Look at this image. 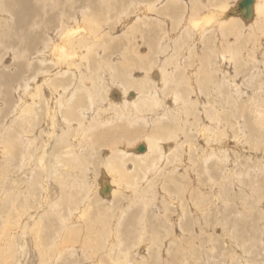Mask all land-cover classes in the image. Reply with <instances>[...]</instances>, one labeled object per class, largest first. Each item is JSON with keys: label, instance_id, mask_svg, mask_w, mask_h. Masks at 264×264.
Returning a JSON list of instances; mask_svg holds the SVG:
<instances>
[{"label": "bare ground", "instance_id": "bare-ground-1", "mask_svg": "<svg viewBox=\"0 0 264 264\" xmlns=\"http://www.w3.org/2000/svg\"><path fill=\"white\" fill-rule=\"evenodd\" d=\"M83 1L86 2L80 3L81 11L79 14H75L74 12L70 13L68 10H66L65 2L63 0H51L50 4L44 3L43 5L45 6H41V10L43 12L34 14L33 16L36 17V20H32L33 23L30 25L29 30H24L25 27L22 28V26L28 23L27 20L23 22L26 13V10L23 9L24 7L22 8V10L19 7L18 10L14 11V6L16 3L15 0H7L6 2L0 0V16L4 17V20L6 21L9 16L14 15L16 19L18 18L19 21L18 31L20 32L21 29H23V31L20 32L21 37L19 35L20 33H16L17 37H19V41L23 42L24 40V46H22V48H20V50L17 51L18 53L16 54L20 59H24L25 56H28L27 62L24 61L26 63L22 62V64H20L22 65L21 68L25 73L24 76L22 75V81H19L18 85H16L15 88L14 85L12 86L13 88H10L12 90V93L16 91L17 98H12V110H10L11 108L9 109V111L12 113V116L9 118V123L5 124L4 127H0V155L2 159L5 158V162L3 161L4 164H6L5 166L10 165V167L12 166L14 168L13 164L15 163L16 165L18 163V165H20L19 168L21 172L23 174H26L27 181L36 180L37 183H40L41 188L39 209L29 212L31 208L30 205H28V200L32 197L26 195H32V193L34 192L32 183H25V185L27 186H13L15 183L14 182L12 186H10V191L12 193L13 191L15 193L17 192L18 195H16L15 197L17 198V201L15 200L16 204L14 205L11 203L12 208L10 209L11 214L9 217L12 216V218L6 217L5 219H2V229L5 230L6 227H10L9 234L6 238H3L0 235V251L2 255L5 252L8 253L2 264H25V255L27 254L28 248L27 235L30 232V236L32 235L31 237L33 243H35L37 249H40L39 254L43 257L47 256L46 252L48 251H46V246L44 248L45 244H42L44 239L39 235V231L41 229L39 227V221L41 216L43 214L47 215L49 211L53 216H55V220H58L57 222L60 221L58 230H56L58 234L55 232V234L57 235H59L61 231H69L70 229L68 228L74 227L76 222L83 226H87L91 223L88 222L87 224L86 218L87 214L89 213V207H92V203H86L91 199L92 194H89V196H87L86 202L84 200L82 205L79 204V201H77L76 199V194L78 192L75 193L73 189V191L71 190V188L76 185L75 182H78V184H80V188H82L83 190H86V188L88 187V182H90V184L92 183V185L96 186L95 189L92 190V192L96 193L98 190L103 195L102 200L104 201V203L102 204V207L105 208V211H114L115 208L113 209L110 205H108V203L111 202V197L117 194V186H120V188L123 190L126 187L130 188L133 184L138 185L142 182L139 181L140 179H134V175H130V172L126 174L120 170L123 169L122 163L125 164L127 157L130 159H138L144 165H146L147 163L144 168L145 174L152 175L157 172V169L161 168L160 166L154 167V165L158 161L156 160V157L161 160L159 156H162L161 162L165 161V165H167L165 167L166 170H168L169 168L167 172L177 173L180 175V177L185 176L187 178L188 176H190V181L193 182L191 185L197 190V194H200H194L197 198V201H195V207L197 208V210L194 212L198 214L196 217L198 220H196V227L194 229L196 231L199 229L201 230L204 227V225L200 223V219L202 218V216L200 215H202L206 210L209 209V206L206 203L207 201H205L206 199L204 200L202 197H200L202 195L200 184L205 185L206 181L207 183H209L212 190H216V194H218V192L220 193L223 187L227 192L231 190L225 187L227 183L223 184L222 179L225 178L226 182H231L230 184H228L229 186H232L233 184L234 189V184H237L241 191H248V193H251L255 201H257L261 197H263L264 199V159L259 160L250 156L245 157L243 154H238L239 151L237 150H239V148L235 145L230 150L228 147L229 153L225 149V152L220 154L216 152V149L210 150L209 147H206L207 144H204V142H210V139H213L214 136L224 138L225 134L229 131V127L231 128V125L233 124L232 122L235 121V128L234 126H232V129L234 133L233 136L238 140L237 143L242 142V145H244L246 143L242 140L250 139V148L257 149L258 142L262 140H260V137H262V134L264 133V69L252 70V72L250 70H243L244 77L246 78L253 79L255 75L254 72H256L257 75H261V73L263 74V99L258 96L260 95V93H258L259 90H256L255 94L253 93V96H246L247 93L245 92L244 94L242 90L240 91L241 88L239 86L229 83L230 80H221V77L223 78L224 74H227L228 71L214 70L215 68L217 69V67L215 66L213 70H209V68L207 71H204L205 69L192 70L193 68L191 70H186L187 66L193 65L192 63H189V61L187 63L186 58L191 57V53H194L195 55V52H197L196 56H199L198 51L203 43L206 44L207 47L210 44L216 47L214 48L216 50V55H218V58L222 63L223 60H231L233 57L231 54H228L230 52L227 53V51H230L229 43H227L229 42V40L228 38H226L229 34H234L233 36L236 37V40H240V38L243 39V37L240 36H256L257 41L258 39L260 41H263L264 0H253L250 5V14L245 21H243L244 18L242 17V14L240 12H233V10L237 8L238 2L240 0H237L236 2L234 1L232 4H228L227 0H125L126 3L121 4L122 7H119L120 11H127L130 7H133V12L131 14L136 11V13H134V21L130 25H126L127 28L124 31V35H130V37L134 41L131 46H128L129 48H133L131 50L136 49L133 51L136 55V58L135 60H133L134 58L130 60L125 54L127 53L126 50L122 51L120 55H122V58H124V63H121L118 66L111 63L113 61H111V58L109 59V56L106 57L102 54L103 59L99 57L101 50H98L97 48H102V50L106 49L108 46V44L106 43L109 39H105V43L98 41L99 37L102 36L104 32V28L102 29V24L101 22H99L102 20V16L98 19H95V16L92 17L90 14H85L84 11L89 8V4L87 0ZM73 2H75V0ZM83 3H85V5ZM105 3L104 5H106ZM52 5L55 6V16L54 14L52 16L55 19L51 18V16H47V11L44 8L46 6ZM70 5L72 6L73 3L71 4L70 2ZM101 5L103 4L101 3ZM206 7L208 8V10L205 11ZM202 9L204 11L203 13H201ZM49 11L50 13H53L52 10ZM3 12H6L7 14ZM43 15H46V20L43 22V25H39L40 23L38 19H40L39 17H43ZM97 17L98 16H96V18ZM41 20L40 22H42ZM52 24L54 25V27L51 29ZM148 25H150L153 29H146V31L145 27H147ZM156 25L158 27H156ZM157 28H160V33L157 32ZM175 30H177V33L173 34L172 31ZM5 32L6 31L2 32V36H4ZM108 36L109 34L107 35V37ZM5 37H7L6 34ZM139 38L140 41L143 40L144 43L147 44V50H149V53H147V50L144 52L142 51L144 47H141V49L136 46V43H139ZM188 38L190 41L188 40ZM129 40L130 39H128V42H130ZM36 43L39 44L37 45ZM260 44V42H255L251 46V48L255 50L256 48H258V46H260ZM6 46L9 47L10 45L8 44ZM262 46L264 54V44ZM114 47H116V45ZM128 51H130V49ZM145 52L147 53V55L145 54ZM159 52L164 54V58H161L162 56H157ZM209 52L211 53V51ZM247 52L246 54H248V56H250L252 53V51L251 53ZM16 54L14 51L13 56L17 57ZM187 54H189L190 56H188ZM198 59L200 60V58ZM211 59H204V62L202 60L200 61H202V65L205 66L206 63L208 65L211 64ZM130 66H133V68L136 67L138 71L142 69L140 71L141 73L143 72L141 75L142 78L139 79L137 77H134V74L132 75V73L135 70H128ZM133 68L130 67V69ZM136 75H138V72ZM151 76L154 80L151 79ZM2 77L5 81V84H9V80H11L14 84V82H16V79H18L16 74L14 76L7 74ZM155 80L157 81L155 82ZM224 82L229 84L227 85L229 90L225 93L226 95L224 93L220 95V92L222 91L221 86ZM261 84L262 81L259 83V85ZM116 86L119 89L116 88ZM115 89L120 90L121 93L114 92L116 98H111L109 95L110 91H114ZM131 89L136 91V94L128 97V93ZM232 90H234V92H232ZM13 95L12 97H14ZM220 97L223 98L222 103H220ZM227 105H230L229 108H234L235 106L237 107V105H239L240 107H238L240 108V111H242L241 108H244L245 105V107L247 108L246 110L251 111V117L258 121V126L254 128V126L246 121L241 124L240 120H238V116L236 117V120L230 118L231 120H228L227 123L222 122V124L220 125V123H218L219 120L221 122V118L227 117L229 115V109H227ZM9 107L10 106H8V108ZM261 107H263V110ZM208 110L210 111V113L208 112ZM240 111L237 110L236 112ZM199 114L202 115V118H204L205 116L208 118H213L216 124H212L210 126H201V123H199L197 124V127L193 128V126L190 124V121H192L191 118H195L196 121H198ZM244 114L245 113L242 112L241 117H244ZM124 122L125 125H129L132 127L133 125L135 126L139 124V126H150L152 129H155L157 125L159 126L160 130L156 132V136H150L148 133L144 132L146 143L142 144L144 145L145 149L141 151V153L134 152L132 151V149L127 148L111 149L115 148L117 146V143L107 144L110 145L111 148L110 152L103 157V162H101L102 168L100 169V172L96 175L91 174V176L87 180L86 174L91 170V168L89 164H85L82 162L80 164H85V168H87L88 170L86 169L87 171H85V168H83V178H78V175H76L78 169L76 170L74 168H71L70 166L71 163H73V165H76V161L81 157L79 154L83 150L90 151L95 149L91 147L92 144L88 139L90 130L98 132L101 135L99 139L107 143L108 140L104 135H107L109 131L101 129L107 126H111L112 124L117 125L121 128ZM169 126L174 129L175 132L172 131L173 134H170L169 130L165 132L167 129H170ZM166 127L167 129L165 130ZM192 130L196 131V138L194 139H192L191 137ZM179 134L181 136L184 135L183 140L180 139V146H176L174 148L173 146H166L165 144H163V141H167L168 138H180ZM16 144L19 146H17ZM38 145H40L41 148H39V153L37 155L33 151L37 150ZM98 146L99 150L102 151V146H104V144L102 143V145L100 144ZM34 147L36 149H34ZM200 147H202V149H200ZM171 149L172 151H170ZM89 151H86V153ZM230 156H233V158ZM182 157H184L185 165L190 162L189 169L186 168L184 169V171L181 169L183 165L179 162L180 158ZM219 161H221L222 163L220 164ZM235 162L236 165L238 163L240 164V170L238 171L233 169V167L235 166ZM148 163L150 164L148 165ZM197 163L199 164L197 165ZM35 165H37L39 168V175H36V177L33 175L32 178L33 167ZM243 165L247 166L245 170L241 169ZM193 166L194 169H192ZM10 167L8 168L10 169ZM125 168L126 167L124 166V170ZM214 169L216 172H218L216 173V175H214L213 173ZM179 170H182L183 173H179ZM8 171L10 170H7V172ZM13 171L15 172V170ZM203 174L204 177H202ZM259 175H261L260 178H258ZM240 176L247 178L242 179ZM142 177L145 178V176ZM169 177L171 178L168 179L169 181H171L172 179L174 181L177 180L176 175L170 174ZM51 179L58 185V188H60L61 197L65 196L66 205H64V208L66 209L65 211L68 212L67 218L63 217L61 211H59L62 210V207L60 208V198L57 199L56 196L52 197V190L49 189V181ZM131 179H133L132 182ZM220 181H222L221 186H217L218 188H216L214 186L215 183L219 185ZM105 187H107L108 189L106 194L103 193ZM219 188L221 189L219 190ZM4 190L6 191L7 189L4 188ZM180 190L183 191L184 188H181ZM234 191L235 190H233V192ZM181 192L179 191L176 193L178 197L180 195L179 193ZM243 192H241L242 195ZM182 193V196L186 194L185 192ZM19 194H25V197L28 198V200L23 197L24 199H21L22 201L20 203L19 200L21 195ZM5 196L7 195L5 194ZM177 196L175 198L178 199ZM243 196L239 195L238 198L243 199ZM234 198L236 197L234 196ZM234 198L231 199L230 195H228L227 198H221L218 195L214 198V200L212 198V201L214 203H217L218 201H220V203H224V201H226V206L228 208L230 200H232L233 202L235 200ZM5 199H7V197H5ZM168 201L170 202V200ZM214 203L213 205H215ZM248 203L249 207L253 206L252 200H250ZM6 204L7 202L5 201V205ZM172 204H174V202H172ZM223 205L224 204H220L218 206L220 208H214L213 212L217 213L222 211V209H224ZM40 210H43V214L39 213ZM256 210H258V208ZM209 211L211 210L209 209ZM100 215L102 216V213ZM100 215H97L98 218L101 217ZM105 215L106 214H104L101 220H96V224L103 223L101 224L102 228H100V230L104 229V223L107 227H109L108 220L110 222L111 217L107 219L106 217L108 215L106 217ZM199 216L201 217L200 219ZM121 218L122 212L119 213L118 211H114L113 222L116 223L113 224L118 227L119 223H121ZM89 219L90 218H88V220ZM227 223L228 222L225 218L224 221L220 222L222 227L225 225L227 226ZM214 224H216V222L213 221L212 225ZM93 226L96 225L93 224ZM38 227L40 229H38ZM187 227H189V229L193 231L191 221L185 223L184 228ZM93 228L95 230V227ZM51 229L52 228L50 227L48 230ZM60 235L58 237H60ZM64 235L65 234H63V236ZM14 236L16 240H14ZM67 236H69V234ZM60 238L62 239V237ZM113 238L114 237L112 236L111 241H114ZM55 239L56 238H54L52 242L55 243L60 240L59 238H57L59 239L57 241ZM78 239L77 241H79ZM83 239L84 240L81 239L82 242H80L79 245L75 240V244H77V246L70 245V242L68 243L69 240L62 243L60 240V242H58L59 245L57 243L54 244L58 245V247L54 249L55 254L53 253V259L51 260V262L48 263L47 260L43 261L45 262V264H53L52 261L55 259H59V257L61 258L63 253L66 254L71 250H75L76 252L78 250L80 252L86 251L87 249H89V238L88 243L87 239ZM13 243L15 244V251L12 247ZM71 243L73 242L71 241ZM239 246L241 247L240 249L242 251L240 255L242 257L241 261H237L239 259L237 257L239 256L238 254L240 250L237 254L235 248H232L233 250H235V252L233 251L234 253L232 252V254H229L227 256L228 263L235 261L238 264H264L263 256L260 260L254 259L256 255L262 254L260 252H258L255 256L249 257L248 255L247 259H243L246 258L245 255L247 252L249 253V251L242 247L244 245ZM222 250L223 248L221 249V251ZM105 252L109 254V249L108 251H103V253ZM198 252L200 254V251ZM111 254H109L111 256L108 257V259L112 258L113 253ZM94 255L95 254L91 253L89 257L92 256L91 258H93ZM14 256H16V258H14ZM129 256L130 252L128 250L122 251V253H120L119 251L118 254L114 257V262L112 264H128ZM200 257L202 256L200 255ZM47 258H51V254L50 256L48 255ZM190 258L191 257L185 256L183 262H185V264H189ZM195 259L197 260V258ZM203 260L201 259V261ZM218 261L219 259L217 260V262ZM87 262L88 264H105L100 260H96L95 258L92 261L93 263L89 261V259ZM67 264L70 263L68 262Z\"/></svg>", "mask_w": 264, "mask_h": 264}, {"label": "rangeland", "instance_id": "rangeland-1", "mask_svg": "<svg viewBox=\"0 0 264 264\" xmlns=\"http://www.w3.org/2000/svg\"><path fill=\"white\" fill-rule=\"evenodd\" d=\"M3 1L6 2L7 0H3ZM50 1L51 0H42V1H40V0H29V1L28 0H21V1L15 0V2H16L15 6L13 5L14 11L18 10L19 7L21 8V10L23 7H24L23 9L26 10L25 19L23 20V22H25L27 20L28 23L24 24L22 26V28L25 27L24 30L30 29V25L33 23L32 20L33 19L36 20V17L33 15L36 13H39V12H43L41 10L42 9L41 6H45V5H43L44 3L50 4ZM63 1L65 2V9L68 10L70 13L74 12L75 14H79L81 11L80 10V3L86 2L83 0H75V2H73L74 0H63ZM69 1L71 2V4L73 3L72 6L70 5ZM113 1H115V2H113ZM123 1L122 0H103V1L102 0H87V2L89 4V8L84 11V13L87 15L90 14L92 17L95 16V19H98L102 16L101 17L102 20L99 22H101L102 29L104 28V30H103L104 32H103V35L99 37L98 41L105 43L107 39H109V40H107L106 44H108V46L106 49L102 50V48H97L98 50H101L99 57L103 59V56H106V57L109 56V59L111 58L112 59L111 61H113V62H111V61L110 62L116 66H118L121 63H124V58H122V55H120L122 53V51L126 50L127 53H125V54L127 55V57L130 60L133 58H134L133 60H135V58H136V55L133 52L136 49L131 50L133 48H129V46H131L134 42L133 39L130 37V35H124V31L126 30L127 26L130 25L134 21V19H135L134 13H136V11L133 14H131L133 12V7H130L127 11H124V12L120 11L119 7H122L121 4L126 3L125 0H123ZM227 1H228V4H230V3L232 4L234 1L236 2L237 0H227ZM13 2H11V3H13ZM103 2L104 3L106 2L105 3L106 5H104ZM101 3L103 5H101ZM25 4H26V6H25ZM83 4L85 5V3H83ZM19 5H21V6H19ZM68 6H70V7H68ZM103 7H104V9H103ZM232 7H233V5H232ZM44 8L47 11V16H51V18L55 19L54 17H52L54 14L55 6H53V5L52 6H46ZM28 9H29V11H28ZM31 9H32V11H31ZM49 10H52L53 13L52 12L50 13ZM206 10H208L207 7L205 8V11ZM97 11H98V13H97ZM203 12L204 11L202 9L201 13H203ZM3 13L7 14L6 12H3ZM45 16L46 15H43V17H39L40 18V19H38L39 23H40L39 25L44 24L43 22L46 20ZM54 16H55V14H54ZM96 16H98V17L96 18ZM40 20L42 22H40ZM127 20H128V22H127ZM243 21H245V20H243ZM246 24H249V23H246ZM148 26L145 27V30L152 28L150 25H148ZM18 27H19V21H18V18L16 19V17L14 15L9 16V18L6 21L4 20V17L0 16V90H2V91H0V127H4V125L9 123V121H10L9 118L12 116V113L9 111V109L12 107V100L15 99V97L17 96L16 91L12 93V90L10 88H13L12 87L13 85L15 88V86L18 85L19 81L20 82L22 81V75L24 76L25 73L23 72V70L21 68L22 65H20V64H22V62H24V61L27 62V59H28V56H25L24 59L23 58L20 59L19 56L16 54V53H18L17 51H19L20 48H22V46H24L23 45L24 40H23V42L19 41V37H17V35H16V33H20L21 31H23V29H21V31L19 32ZM53 27H54V25L52 24L51 29ZM156 27H158V26L156 25ZM3 31H6L4 33V36H2ZM157 32L160 33V28H157ZM172 32H173V34H176L177 30L172 31ZM5 34L7 35V37H5ZM106 34L107 35L109 34V36L111 38L109 36L107 37ZM19 35L21 37V33ZM113 35H114V37H113ZM233 35L234 34H229L226 37L229 40V42H227V43H229V46H230V48H229L230 51H227V53L230 52L228 54H231L233 56L231 60L230 59L223 60V62L221 63L220 59L218 58V55H216V50L214 49L216 47L212 46V44L208 45V47H207L206 44L203 43V45L201 46V48H199V51H198L199 56H196L197 52H195L196 53L195 55H194V53H191L192 54L191 57H188L190 55L187 54L188 55L187 56L188 58H186L187 63L189 61V63H192L193 65L187 66L186 70H191L193 68L192 70H195V69L196 70H203V69H205L204 71H207L209 68H210L209 70H213V68L215 66V67H217V69L215 68L214 70L228 71L227 74H224L223 78L221 77V80H230L229 83H231L232 85L239 86L241 88L240 91L242 90L244 92V94H245V92L247 93L246 96H248V95L253 96L255 94L256 90H259L258 93H260V95H258V96L263 99V74L261 73V75H257V73L254 72L255 73L254 78L251 79V78L244 77L243 70H245V71L250 70L252 72V70H263L264 69V67H263L264 54H263V46H262L264 44V42H263L264 40L260 41L258 39V41H257L256 36H250V37L249 36H247V37L240 36V37H243V39L240 38V40L239 39L236 40V37ZM244 35H246V34H244ZM103 37H105V38H103ZM124 38L126 41L124 40ZM255 38H256V40H255ZM128 39H130L129 40L130 42H128ZM138 40H139V43H136V46H138L139 48L144 47L143 49L142 48L141 49L143 52L146 51L147 47H148L147 44H145L143 40L140 41V38ZM188 40H189V38H188ZM255 42H260L261 44H260V46H258V48H256L254 50L251 48V46ZM39 43H36V44L38 45ZM230 43H232V44H230ZM8 44L10 45L9 47L6 46ZM16 44L18 47L16 46ZM115 45H116V47H114ZM215 46H217V45H215ZM211 47H212V50H211ZM112 49H113V51H112ZM129 49H130V51H128ZM207 49L209 51H211V53ZM203 50H204V52H203ZM14 51H15V54L17 57L13 56ZM247 51L250 53L252 51L250 56H248V54H246ZM241 52H242V54H241ZM147 53H149V50H147ZM147 53L145 52L146 55H147ZM102 54H103V56H102ZM205 55L208 57H206ZM157 56L158 57L162 56L161 58H164V54L160 53V52L158 53ZM196 58L197 59L200 58V60H202L203 62H204V59L206 60L208 58H210V59L212 58L210 60L211 64L208 65L206 63L205 66H203L202 61H200L199 59H198L199 60L198 61ZM242 59H244V60H242ZM90 60H91V58H90ZM26 62H24V63H26ZM200 64H201V66H200ZM239 64H240V66H239ZM6 66H8V67H6ZM125 67H126V62H125ZM130 67L133 68V66H130ZM130 67L128 70H135L132 73V75L134 74V77H137L139 79L142 78L141 75L143 72L142 73L140 72L142 69L138 71V69L136 67H134L133 69H130ZM198 67H200V68H198ZM137 72H138V75H136ZM7 74L11 75V76H14L15 74L17 75L18 79H16V82H14V84L11 80H9L10 81L9 84H5V81H4L2 76H5ZM151 79L154 80L152 78V76H151ZM156 81L157 80H155V82ZM261 81H262V84L259 85V83ZM227 85H229V84L226 82H224L222 84V86H221L222 91L220 92V95L228 92L229 88ZM116 88H118V87L116 86ZM133 91H134L133 89L130 90V92L128 93V97H131V96H133V94H136V91H134V92ZM114 92L121 93V91L117 90V89H115L114 91L111 90L110 94H109L111 98H116ZM232 92H234V90H232ZM8 93H10V94H8ZM12 95L14 97H12ZM244 97H245V95H244ZM161 98H163V97H161ZM220 100H221L220 103H222L223 98L220 97ZM230 103H232V102H230ZM8 106H10V107L8 108ZM227 106H228L227 109H229L228 114L230 116L228 115L227 117L221 118V122H220V120L218 122V123H220V125L222 124V122L227 123L228 120H231L230 118L236 120V117L238 116V120H240L241 124L244 121H246L249 124H251L252 126H254V128H256V126H258L257 125L258 121L255 120L253 117H251V111L246 110L247 108L245 107V105H244V108H241L242 111H240L239 105H237V107L235 106L234 108H229L230 105H227ZM221 107H222V105H221ZM200 108H201V106H200ZM261 108L263 110V107H261ZM10 110H12V108ZM237 110H239L240 112H236ZM208 112L210 113L209 110H208ZM242 112L245 113L244 117H241ZM203 116H204V113H203ZM191 119H192V121H190L191 122L190 124L193 126V128L197 127V124H199V123H201V126H204V125L210 126L212 124H216V122H215V120H213V118H208L206 116L204 118H202V115H200V114L198 116V121H196L195 118H191ZM232 123L234 125L232 124L231 128L229 127V131L225 134L224 138H219L217 136H214L213 139H210L211 140L210 142H208V143L204 142V144H207V146L206 145L205 146L209 147L210 150L216 149V152L222 154L223 152H225V149L229 153V150L231 148H233V146L235 145L239 148V150H237V151H239L238 154H243L245 157L250 156V157H253V158L259 159V160L264 159V152H263L264 151V149H263L264 133L262 134V137H260V140L261 139L262 140L258 142L257 149H251L250 144H249L250 139L249 140L248 139L242 140L243 142L246 143L244 145H242V142L237 143L238 140H237V138H235L233 136L234 133H233V129H232L233 128L232 126H234V128H235V121H233ZM248 123H246V124H248ZM116 126L117 125L112 124L111 126H107L103 129H101V130L109 131L107 135H104L105 138L108 140L107 143L104 142L103 140L99 139L101 135L98 132H96L94 130H90L88 139H89L90 143L92 144L91 147L95 148V149L90 150V151L89 150H83L79 154L82 157V159L80 157L79 160L76 161V163H75L76 165H73V163H71V166H70L71 168H74L76 170L78 169V171L76 172V175H78L77 176L78 178H83L84 171L82 169L85 168V164H89L90 168H91V170L88 171V173L86 174L87 180L89 179L91 174L96 175L97 173L100 172V169L102 168L101 162H103L102 161L103 157L110 152L111 147H110V145H107V144H111V143L116 144L117 143V146L115 148H111V149H118V148L119 149H125V148H127V149H132V151H134V152H137V151H135L136 146H138L139 144H145L146 143L145 133H148L150 136H156V134H157L156 132H158L160 130L159 126H157V125H156L155 129H152L150 126H143V125L139 126V124L135 125V126L133 125V127H132L129 125H125V122L123 123L121 128L119 126H117V127ZM169 128L171 130L167 129V127H166L165 130L166 129L167 130L165 132H167L169 130L170 131L169 133L173 134V132H175L174 129L171 126H169ZM146 129H148V130H146ZM132 131H134L135 133ZM102 132H104V131H102ZM130 133H132V134H130ZM245 134H247V133H245ZM238 135H239V132H238ZM179 137L180 138L177 137L174 139L168 138L167 141H163V144H165L166 146H173L174 148L176 146H180L179 145L180 141L183 140L184 135L181 136L179 134ZM191 137H192V139L196 138V131L195 130L191 131ZM155 139H156V137H155ZM102 143L104 144V146H102L103 150L100 151L98 145H100V144L102 145ZM17 144H18V142H17ZM17 146H19V145H17ZM243 146H245V147H243ZM221 147H223V148H221ZM228 147H229V150H228ZM39 148H41L40 145H38L37 150L33 151L37 155L39 153ZM104 148L106 151L104 150ZM242 148L244 150L245 149L246 150L244 151ZM34 149H36V148L34 147ZM172 149L170 151H172ZM200 149H202V147H200ZM86 151H89V152L86 153ZM101 152H103V153H101ZM159 157L162 160V156H159ZM230 157L233 158V156H230ZM156 160H158V161L154 165V167L160 166L161 168L157 169V172H155L152 175L145 174L144 168L147 165V163H146V165H144L138 159H132V158L130 159L127 157L125 164L122 163L123 169H120L122 172H124L126 174L130 172V175L131 174H132V176L134 175V179H138V180L140 179L139 181H142V182L139 183L140 186H139V184L138 185L133 184L130 188L126 187L123 190L120 188V186H117L118 187L117 189L120 192L117 190V194H115L113 197H111V202H109L108 205H110L113 209L115 208V210H114L115 212H117V211L119 213L122 212V218L120 220L121 223H119L118 227L115 224H113V223H116V222H113L114 221V211L113 210H107V208H106L107 211H105V208L102 207V204L104 203V201L102 200V198H103L102 193L98 190L96 193L92 192V190L95 189L96 186H94V185H92V183L90 184V182H88V187L86 188V190H83L82 188H80V184H78V182L77 183L75 182L76 185L73 188H71V190L73 189L75 193L78 192L76 194V199H77V201H79V204L82 205L84 200L86 202L87 196H89V194H92L91 199L89 198L90 200L88 199L89 201H87V203H86V204L92 203V207H89V213L90 214L88 213L87 218H86V220H87L86 223L88 224V222L89 223L91 222L90 224H92V225L89 224L87 226H83V225H80L76 222L74 225L75 228L69 227L68 228V229H70L69 231L68 230L61 231L62 234L60 232L61 235L60 234L59 235H60V237H62V239H61L60 237H58L59 235H57L58 232H56V230H58V227H59L58 225L60 224V221L57 222L58 220L57 221L55 220V216H53L50 211L48 212L47 215H44L43 214L44 209L42 211L40 210L39 213L43 214V215L41 216L40 221H39L40 222L39 227L41 229L38 227V229H40V231L39 230L38 231L40 232L39 235L42 236L44 239L42 244L43 245L45 244L44 248L46 246V251H48V252H46L47 256L43 257L42 255L39 254L40 249L39 248L37 249V246L35 245V243H33L32 237H31L32 235L30 236V234H31V232H30L27 235L28 238L26 236V238L28 240L27 241V247L28 248H27V254L25 255V264H42V263L45 264V262L43 260H47L48 263H50L51 260L53 259L52 258L53 253L55 254L54 249L56 247H58V245H59L58 242H60V240H61V243L69 240L68 243L70 242L69 243L70 245L77 246V244H75V243H76L78 238H79L78 239L79 241H77L78 245L80 244V242H82V240H84L83 238L87 239V243H88V238H89V243H90V244L88 243L89 249H87L84 252H80L79 250L77 252L75 250H71L66 254L63 253L61 258L59 257V259L53 260L52 263L53 264H67L69 262L70 264H82V263L88 264V262H87L88 259H89V261L92 262L95 258L96 260H100L105 264H112L114 262V257L118 254L119 251H120V253H122V251L128 250L130 252V256L128 257L129 258L128 264H171V263L172 264H185V262H183L185 256L191 257L189 264H238L235 261L228 263L227 262L228 261L227 256L229 254H232L233 251L235 252V250H236V253L238 254V251L239 250L241 251V249H240L241 247L239 245H244L242 247L247 249V251H249V253H250L249 254L247 252L245 255L246 258H243V259H247L248 255H249V257L255 256L258 252H260L262 254L261 255L259 254L260 256L256 255L254 259L260 260V259H262L261 258L262 256L264 258V216H263L264 199H263V197L259 198L261 200L258 199L257 201H255L253 199L254 197L251 195V193H248V191H246V192L241 191L239 189V187L237 186V184H234V189H233V184H232V186H229L228 184H230L231 182H226L225 178L222 179L223 184L227 183V185H225V187L228 189H231V190H229V192H227L223 187L222 191H220V193L218 192V194H216V190H212L209 183H207V181L205 182L206 186L203 184H200V188L202 189V191H201L202 195L200 197H202L204 200L206 199L205 201H207L206 203L208 204L209 209L211 211H209V209H208L202 215H200V216H202V218L199 216V219L201 218L200 223L204 225V227H203L204 229L202 228L201 229L202 231L200 229L196 231L194 229L196 227V222H197L196 220H198L196 218L198 214H196L194 212L197 210V208L195 207V201H197V198L195 197L194 194H196V195H200V194H197V190L191 185L193 182L190 181V176H188L187 178L185 176L180 177V175L177 173L167 172L169 170V168H168V170H166L165 167L167 165H165V161L161 162V160H159L158 157H156ZM3 161L5 162V158L2 159L1 155H0V202H1L0 203L1 204L0 205V219H1V223H2V224L0 223V235L3 238H6L9 234L10 227H8V228L6 227L7 229L5 228V230L2 229V227H1L3 225L2 219H5L6 217L12 218V216L9 217L11 214L10 209L12 208L11 203L14 205L16 204L17 198H15V197H16V195H18L17 192L15 193L13 191V193H12L10 191V186H12V184L14 182L15 183L13 186L25 185V183H29V184L32 183L34 192L32 193V195L31 194L26 195V196H31L32 198H30L28 200V198L25 197V194H19V195H21V197H20V200L18 199L20 203L22 201L21 199L26 198L28 200V205H30V208L32 209V210L30 209L29 212L36 211L39 209V201L41 198L40 197L41 196V188H40V183H37L36 180H28L27 181L26 174L25 173L23 174L21 172V170L19 168L20 165H18V163L15 165V163L13 162L14 163L13 164L14 168H13L12 166L10 167V165L5 166L6 164H4ZM244 161H241V162H244ZM82 162L85 164L81 165L80 163H82ZM179 162H180V164L183 165V167H181V169L183 171L186 168L189 169L190 162H188L185 165L184 157L180 158ZM150 163H148V165ZM219 163L221 164L222 162L219 161ZM198 164L199 163H197V165ZM124 166L126 167L125 170H124ZM237 166H239V167H237ZM8 167H10V169ZM77 167H79V168H77ZM234 167H233L234 170H236V171L240 170V164L239 163L236 165V162H235ZM246 167H247L246 165L245 166L243 165L241 169L245 170ZM5 168H7V169H5ZM50 169H52V168H50ZM86 169L87 168H85V171L88 170V169L87 170ZM192 169H194V166ZM7 170H10L12 172H10V171L7 172ZM13 170H15V172ZM182 170H179V173H183ZM38 171H39V168L37 165H35L33 167L32 178H33V175L35 177H36V175H39ZM50 172H51V170H50ZM213 173H214V175H216V173H218V172H216L214 169ZM17 174L20 176H18ZM170 174L176 175L177 180L174 181L172 179L171 181H169L168 179H171L169 177ZM142 176H145V178ZM260 176L261 175H259L258 178H260ZM202 177H204V174L202 175ZM240 177L243 179V178H247L248 175H247V177H243V176H240ZM219 179H221V178H219ZM132 181H133V179H131V182ZM49 182H50L49 183V189L52 190L51 193H53L52 197L56 196L57 199L60 198L59 202H60V208L62 207V210H59V211H61V214L63 217L67 218L68 212L65 211L66 209L64 208V205H66L65 204V196L61 197L60 188H58V185L52 179ZM216 184L217 183H215L214 186L216 188H218L217 186L220 187L222 184V181L219 182V185L218 184L216 185ZM77 185H78V187H77ZM235 185H236V188H235ZM25 186H27V185H25ZM4 188L7 190L5 191ZM132 188H134V189H132ZM181 188H184V190L183 191L180 190ZM128 189H130V190H128ZM170 189H172V190H170ZM220 189L221 188H219V190ZM232 189L235 191L233 192ZM179 191L185 192L186 194L184 196H182L183 193L181 192V193H179L180 195L178 197L176 193ZM129 192H130V194H129ZM241 192H243L244 196L241 194ZM5 194L7 196H5ZM211 195H212V197H211ZM218 195L221 198H223V197L227 198L228 195H230L231 199H233L234 196L236 198H234L235 200L233 202H232V200H230V203L228 204V208H227V206H226L227 202L226 201H224V203L223 202L220 203V201H218L217 202L218 205H217V203H214L212 201V198L214 200V198L217 197ZM231 195H232V197H231ZM239 195L243 196L242 197L243 199H239L238 198ZM176 196L178 197V199L175 198ZM5 197H7V199H5ZM168 200H170V202ZM242 200H244V201L246 200V201L244 202ZM250 200L253 201L252 207H249L248 202ZM5 201L7 202L6 205H5ZM172 202H174V204H172ZM225 202H226V204H225ZM213 203L215 205H213ZM220 204H224L226 207L223 205L224 209H222V211L214 213L213 212L214 208H216V207L220 208V207H218ZM243 204H245V205H243ZM258 204H259V206H258ZM35 205H37V206H35ZM99 206H101V207H99ZM15 208H17V207H15ZM257 208H258V210H256ZM261 208H263V209H261ZM103 210L105 211V213ZM7 211H8V213H7ZM208 212H210V213H208ZM99 213L100 214L102 213V216ZM104 214H106L105 217L108 215L106 217L107 219H109L110 217L112 219L110 218V222L108 220L109 227H107L104 223V229L100 230V228H102L101 224H103V223H97L96 224V220H99V219L101 220L102 217L104 216ZM97 215L98 216L100 215L101 217L98 218ZM216 216L219 218H217ZM88 218H90V219L88 220ZM224 218L226 219V221L228 223H227V226L225 225L222 227L220 222L224 221ZM91 219H93V220H91ZM201 220H203V221H201ZM190 221H191V225L193 227V231H191L189 229V227H187L188 229L184 228L185 223H188ZM213 221L216 222V224L212 225ZM217 222H219V223H217ZM50 224H51V226H50ZM93 224L96 226H93ZM52 225H53V227H52ZM48 227L49 228L51 227L52 229L48 230L49 229ZM93 227H95V230ZM30 228H32V227H30ZM14 230H15V228H14ZM41 230H43V231H41ZM55 232L57 234H55ZM67 233L69 234V236H67L68 235ZM253 233H254V235H253ZM63 234H65V235L63 236ZM71 234H72V236H71ZM228 234L231 236H229ZM111 235L114 237L113 238L114 241H111V238H112ZM70 236H71L72 240H71ZM237 236H239V237H237ZM54 238H56L55 239L56 241L59 239L60 240L54 243V242H52ZM57 238H59V239H57ZM14 240H16L15 236H14ZM70 240L74 244L71 243ZM223 240H225V241H223ZM56 243L58 245H54ZM230 244H232V245H230ZM14 246H15V244L13 243L12 247H13V250L15 251ZM222 248H223V250H222L223 252L221 251ZM232 248H235V250H233ZM262 248H263V250H262ZM108 249H109V254L113 253L112 258H109L110 260L108 259V257H110L112 254L109 255L106 252L103 253L104 250L108 251ZM230 250H232V251H230ZM198 251H200V254ZM240 251L238 254L239 256L242 253V251L241 252ZM202 252H203V254H202ZM91 253L95 254L93 258H91L92 256L89 257ZM7 254L8 253L5 252L2 255V253L0 251V264H2L4 262V259H5ZM50 254H51V258H47L48 255L50 256ZM200 255L203 258L200 257ZM217 256H218V258H217ZM239 256L237 257V258H239L237 260L238 262H240L242 259V257L241 256L239 257ZM207 257H209V258H207ZM14 258H16V256H14ZM195 258H197V260ZM224 258H225V260H224ZM201 259L202 260L204 259V260L201 261ZM215 259H216V261H215ZM218 259H219V261L217 262ZM221 259H223V260H221ZM133 260H134V263H133Z\"/></svg>", "mask_w": 264, "mask_h": 264}, {"label": "water", "instance_id": "water-1", "mask_svg": "<svg viewBox=\"0 0 264 264\" xmlns=\"http://www.w3.org/2000/svg\"><path fill=\"white\" fill-rule=\"evenodd\" d=\"M253 2V0H240L238 2V6L237 8H235L233 10L234 13H241L242 14V17L244 18V20H246L250 14V5L251 3ZM145 149L144 145L142 144H139L137 147H136V151L137 152H141ZM107 187L104 188V194L107 193Z\"/></svg>", "mask_w": 264, "mask_h": 264}]
</instances>
